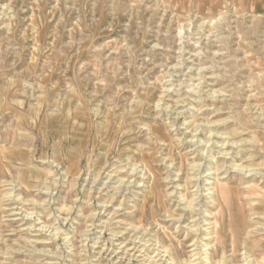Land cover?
Segmentation results:
<instances>
[{
    "label": "rangeland",
    "instance_id": "rangeland-1",
    "mask_svg": "<svg viewBox=\"0 0 264 264\" xmlns=\"http://www.w3.org/2000/svg\"><path fill=\"white\" fill-rule=\"evenodd\" d=\"M193 263L264 264V0H0V264Z\"/></svg>",
    "mask_w": 264,
    "mask_h": 264
},
{
    "label": "bare ground",
    "instance_id": "bare-ground-1",
    "mask_svg": "<svg viewBox=\"0 0 264 264\" xmlns=\"http://www.w3.org/2000/svg\"><path fill=\"white\" fill-rule=\"evenodd\" d=\"M194 86V85H193ZM169 90V89H168ZM171 109V108H170ZM201 130H197V132H200ZM220 133V132H219ZM216 135V134H215ZM222 135H224V134H222ZM210 136H212V133L209 135V137ZM217 138H220L221 139V141H208V143H210V145L207 147V149H209L208 150V153L209 152H215V147H220L219 149H218V151H217V155L219 156V157H221V158H223L224 160H223V164H228V160L227 159H229V158H231V156H232V152L231 151H228V150H225V147L228 145H233V147L234 148H238V143L237 142H235V141H233L232 143H230L228 140L227 141H224L223 140V142H222V137L223 136H216ZM193 142L195 141V139L194 140H192ZM199 140L197 139V141H195V142H198ZM230 143V144H229ZM201 144V143H200ZM211 155V154H210ZM227 161H226V160ZM236 167V168H239V169H241V170H243V167H241V166H239L238 164H231V166L230 167ZM133 172H134V170H133ZM211 174V173H210ZM144 175V174H143ZM96 179V178H95ZM208 179V178H207ZM210 182H207V184H209ZM134 184H135V182H134ZM144 185V183H140V184H138V186H143ZM137 186V187H138ZM217 188V187H216ZM215 188V189H216ZM209 189H211V193H214L215 192V190H213L212 191V189H214V188H210L209 187ZM18 208V207H17ZM20 209V208H19ZM15 214H17V213H15ZM43 228V227H42ZM40 229V228H39ZM126 246V245H125ZM128 250V249H127ZM161 252H162V250H161ZM165 253H166V251H164ZM201 259V258H200ZM209 259V258H208ZM250 260H247V262H249ZM246 262V263H247ZM194 264V263H193ZM249 264V263H248Z\"/></svg>",
    "mask_w": 264,
    "mask_h": 264
}]
</instances>
